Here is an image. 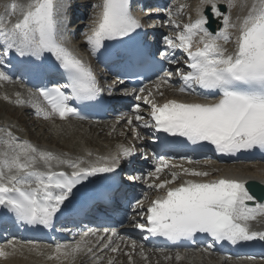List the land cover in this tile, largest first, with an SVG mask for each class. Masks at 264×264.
<instances>
[{
    "label": "snow or ice",
    "instance_id": "1",
    "mask_svg": "<svg viewBox=\"0 0 264 264\" xmlns=\"http://www.w3.org/2000/svg\"><path fill=\"white\" fill-rule=\"evenodd\" d=\"M222 2L227 4V14L219 7ZM235 6L236 0H200L196 18H189L183 24L172 19L173 13L169 10L167 23L176 32L163 35L164 49L157 50L158 55L169 65H177L175 73L164 70L157 77L154 87L159 95H163L159 92L161 85L168 84L175 74L183 82L178 91L196 93L199 88L218 93L219 98L211 103L168 99L161 104L155 102L152 90L141 87L139 92L148 94L137 96L136 99H142L150 106L151 121L144 119L140 114L141 105L135 104L132 108L134 115L127 118L128 125H133L134 121L140 122L144 128L183 137L192 144L208 142L216 152L222 154H234L257 147L264 149V0H254L247 14L237 16L233 21L230 13ZM2 7L0 66L4 63L3 58L13 53L21 58H39L49 53L66 73L68 83L39 88L38 95L48 108L37 105L36 114H43L44 119L79 116L77 108L69 102L73 99L93 100L102 89L90 65L62 43L64 17L69 5L65 0H10ZM92 7L97 11L90 19L88 31L84 35L93 53L103 48L105 41L122 40L143 27L141 18L132 12L131 0H101ZM183 8L184 5L178 7L176 13L179 14ZM206 8L210 10L208 13ZM211 16L223 22V26L216 31L209 28ZM232 30L238 34L234 35ZM229 42H234L233 51L226 47ZM177 50L186 54L187 59L183 64L187 71L179 66L181 61L175 55ZM132 55L135 54H129L130 59ZM153 61L159 63L154 57ZM8 79L10 77L0 71V80ZM65 89H70L71 94ZM135 91L132 90L133 93ZM132 130L135 132L136 128ZM134 153L133 147L122 145L119 153L110 158V163L82 166L85 163L83 158L57 156L8 131L4 137H0V207L20 222L50 227L57 214L74 197L78 186L97 173L114 172L119 167L121 156L131 157ZM99 159L107 161L109 158ZM169 159L160 156L155 171L149 172L148 176L159 180L160 173L170 166ZM180 159L191 163L190 157L182 156ZM41 162L46 170L37 166ZM53 162L67 165L72 171H56ZM182 173L193 177L209 175L206 171L192 168H182ZM180 175L173 171L170 173L171 179L159 180L158 183L154 181L148 185L149 188L163 189L164 194L153 199L146 209L141 200H136L133 211L146 220V223H137V228L173 241L192 238L197 233L208 234L214 241H230L232 244L256 238L264 240V231H252L249 224V221L256 220L257 215L264 216V203L250 206L249 202L256 201V196L247 186L246 180L234 177L187 179L178 186H169ZM115 234L113 229L112 235L107 237L109 243L102 245L103 248H111L114 253L119 251L118 247H112L110 243ZM100 239L103 241L104 238ZM8 246L13 250L18 247L12 240L8 241ZM85 248L88 252L93 251L87 247L86 241L75 245L56 244L49 258H67ZM131 248L135 250V242ZM9 254L0 248V257ZM140 254L147 260L143 248ZM126 255L130 264H133L132 255ZM176 259H181L179 253ZM109 264H113L111 259Z\"/></svg>",
    "mask_w": 264,
    "mask_h": 264
},
{
    "label": "bare ground",
    "instance_id": "2",
    "mask_svg": "<svg viewBox=\"0 0 264 264\" xmlns=\"http://www.w3.org/2000/svg\"><path fill=\"white\" fill-rule=\"evenodd\" d=\"M84 4L90 2L92 5L97 4V0H83ZM200 0H196L195 3L192 5V18L191 19H195L197 12H196V8L199 4ZM254 2V0H236V6L233 7L231 9V17L233 19V21L236 20L237 16L243 17L244 15L247 14L248 8L251 6V4ZM6 3H10V0H0V11L3 10V5ZM223 3V2H222ZM226 4V3H225ZM186 7V6H184ZM96 12V11H95ZM228 11L225 13L227 14ZM155 15V13H154ZM91 17H93V15H91ZM14 19V18H13ZM221 22V25L223 26V22L221 19H219ZM152 21V19H151ZM189 21V19L187 20V22ZM186 22V23H187ZM89 26V25H88ZM235 34H238V32L236 30H232ZM234 40V37H233ZM81 45H84L86 47V41L85 38H83L81 41ZM196 46V44L194 43V47ZM226 47L229 49V51H233L234 50V42H229ZM72 51H74L75 53H77L78 55H83L82 52L77 51L76 49L72 48ZM2 81V80H0ZM171 81L174 83L177 81V79L172 80ZM5 87V86H3ZM0 84V95L1 94H5L8 95L10 97L14 96V95H10V91H11V86H7V88H3ZM165 88V87H163ZM174 94H177V91H174ZM168 99H172V97L167 96ZM167 99V100H168ZM176 100H182V95H178L177 98H175ZM0 101H4L6 102L5 99L0 97ZM15 101V100H13ZM164 98H158L157 103L159 102H163ZM2 106V105H1ZM145 110V109H144ZM148 110V106L147 109ZM145 110V111H146ZM13 116H15V113H11ZM26 114H29L27 112H22L18 115L17 119L20 123V125L25 124L24 122V116ZM140 114L142 116L145 115V113L142 111L140 112ZM53 119V118H50ZM37 120H41V124H46L49 127H51L48 123H50V121H47V119H44V116L40 118H38ZM35 119L33 117L30 116V122L32 123V125L35 123ZM75 124V125H71V124ZM53 124V123H51ZM138 122L133 123V125L131 126H135L136 129H138L140 131V133L143 135L145 133V129L138 127ZM19 125V126H20ZM55 125L53 127V133H59L60 131H62V133H65L64 130L69 131L70 135H72L74 133L73 127H77V125H79V129L81 131L84 130L85 127H87L86 123H82L79 122L77 120H72L70 118L67 119H63V121H61L60 123H55L53 124ZM120 125V124H119ZM3 126V125H0ZM28 126V125H27ZM30 126V125H29ZM118 127V126H117ZM120 127V126H119ZM31 129V128H30ZM30 129H26V133L25 135H21L20 139H23L24 137H29V139H34L36 140L39 144H42L41 146H43L44 148H49L50 152L54 153L57 156H61L63 158H68V159H76V158H83L84 160V165L87 166V164L89 163H94L96 160H100L99 158L103 157H112L113 155H117L120 151V147L118 145L115 144H109L110 142H108V145H103L100 140L101 139H107V141H117L119 139V136L123 137V134L121 133L120 130H113L112 132L110 131H104L102 130V134L101 135H95L93 137H90V130H86L85 133H79L84 135L85 139H84V143L81 142V138L77 136V139H71L70 136H68V141L65 140L64 143L60 142V144H57L56 141H52L51 143L55 144V148H50L49 146V141L48 138L45 137H41L38 138L37 135H34L32 130ZM124 131L126 130V128H123ZM92 130V129H91ZM61 133V132H60ZM72 137V136H71ZM127 137V136H126ZM73 138V137H72ZM121 138V137H120ZM53 140V139H52ZM71 143V144H70ZM88 143L90 145H92L93 147L94 144L98 147H95L94 149H89ZM81 146V147H80ZM118 152V153H117ZM88 153H91V155L89 156ZM101 155V156H100ZM109 160H111L109 158ZM257 164V165H256ZM216 169V172H214V170L212 168L207 169L206 167L208 166H202V167H197V166H191L190 164H184L181 168H178V171L182 174V181L187 180V179H195V180H213V179H218L220 177H234V178H241V179H254V180H258L264 183V163H239V164H232V165H217V164H213ZM182 168H192V169H196L198 171H206L209 173V175L207 177H193V176H187L184 175L182 173ZM99 176H103L102 174ZM171 179V178H170ZM157 194L162 195L163 190H157L156 192ZM261 217L263 218L262 215H257V219L255 220L256 223H253L255 229H259V228H264V221L259 222ZM253 222V221H252ZM252 222L250 227L252 226ZM108 241V239H106ZM114 241L111 240V244ZM131 242V241H130ZM139 246H138V250L135 251L133 253V249L131 248V244L129 245V241H125L124 238H121V243L119 244L118 248L119 251L118 253H123V251L128 250L133 257V261L135 264H142L146 261L149 262V264H188L189 261L193 262V263H197L199 260H201L202 258H199L197 255H194V253H185V252H176V253H172L173 257L174 255L176 256L177 253L180 254L181 256V261L177 260L175 257L173 258V260H171V262H168V260H165V258L160 257L159 255H156L155 251H152L151 253H149V250H147V248H145V245H142L141 240H139ZM104 243H107L106 241H102L100 243H98L95 247L93 246V243L87 244V247H91L92 248V252L89 253H85V250H82V253L78 254L79 256L81 255H85L84 258H89L93 255H91V253L93 254L94 252L96 253L94 257H100L98 260H104V258H106V251L108 250V248H104V250H100L99 248H102V245ZM109 243V241H108ZM31 246V245H29ZM145 246V247H143ZM38 248V250H36ZM143 248L145 249V251L147 252L146 254L147 256V260H144L141 257L140 254V249ZM7 249H5L6 251ZM55 250V248H54ZM43 251L42 247L40 246H31L29 248H24L21 245H18L16 250H13L11 247L8 248V252L10 253L7 257H0L1 260V264H48L46 263V260H52L49 259L47 257L44 256L43 253H41ZM105 251V252H104ZM70 257V256H69ZM66 258V260H63L65 257L61 256L60 259L54 260L56 264H65L67 263L68 258ZM121 257V254L120 256ZM97 259V258H96ZM58 262V263H57ZM232 262V261H231ZM126 263L128 264V262L126 261ZM205 264H227L228 260H221L219 258H215L213 260V262H204ZM233 264H247L246 261H233ZM191 264V263H190ZM254 264V263H251Z\"/></svg>",
    "mask_w": 264,
    "mask_h": 264
},
{
    "label": "rangeland",
    "instance_id": "3",
    "mask_svg": "<svg viewBox=\"0 0 264 264\" xmlns=\"http://www.w3.org/2000/svg\"><path fill=\"white\" fill-rule=\"evenodd\" d=\"M178 2H182V3H185L187 0H177ZM192 3H193V0H192ZM82 8V7H81ZM90 7H88V6H86V9H89ZM178 8V4H177V7H175L174 9H171V11H172V13H173V16H172V19H175V20H177L179 23H182V22H184V20L186 19V17L187 18H189L190 16H187V15H189V13H190V10L191 9H189V11H188V13H184V14H182V15H180V14H177L176 13V9ZM82 11H83V9H81ZM167 12H169V9H167ZM166 17H169L168 16V14L166 15ZM86 19H81L80 20V22H82V21H85ZM187 20V19H186ZM74 21V18H72V22ZM79 22V20L78 21H76L75 23H73L72 25H76L77 23ZM73 39L76 41V37H73ZM77 41H79V38L77 39ZM76 41V42H77ZM0 93H1V91H0ZM6 103L4 102V101H0V118H4V117H11L10 115H11V113H16L17 115H19L22 111H23V108H21V107H14L12 104H7V105H5ZM2 105V106H1ZM16 117H18V116H16ZM25 118V120H24V122H25V124H22L23 126H25V128L26 129H30V130H32V132H33V134L34 135H37V137L38 138H41V137H45V138H48V141L50 142V144L51 145H54V144H52L51 142L52 141H56V143L57 144H60V142H62V143H64L65 142V140L66 141H68V136H70V138L73 140V139H77V136L78 137H80L81 139V142L82 143H84V139H85V137H84V135H82V134H79V133H85L86 132V130H87V128L85 127L84 128V130L83 131H81L80 129H79V125H77V127H73V129L72 130H74V133L72 134V135H70V133H69V131H65L64 130V132L65 133H62V131H60L59 133H56V132H54L53 133V124H51V123H48L51 127H49L48 125H46V124H40V122L39 123H36V121H35V123L32 125V123L30 122V115L29 114H26L25 116H24ZM15 118V117H14ZM4 120L5 119H3V122H4ZM6 121V120H5ZM1 122V121H0ZM28 125V126H27ZM30 125V126H29ZM71 125H75L74 123L73 124H71ZM55 126V125H54ZM110 126H112V125H107L106 126V130L108 129V127H110ZM129 125H128V123H127V121L126 122H124V123H122V128L123 127H126V132L125 133H127L129 130H130V128L128 127ZM103 129V127H102V125L101 126H97V128H95V130H94V128L92 129V131L90 132V137H93L94 136V134L95 135H101L102 133H101V130ZM123 131V130H122ZM73 138H72V137ZM133 136V132H131V130H130V132H128V137L129 138H131ZM53 139V140H52ZM60 141V142H59ZM121 140H118V142H120ZM100 142L103 144V145H108V142H110L109 144H113L114 143V141H107V139H101L100 140ZM121 144L120 145H122V144H125V143H127V141L126 140H122L121 142H120ZM71 144V143H70ZM261 164H263V163H261ZM118 264H122V262H120V263H118ZM227 264H233L232 262H230V261H228V263Z\"/></svg>",
    "mask_w": 264,
    "mask_h": 264
}]
</instances>
